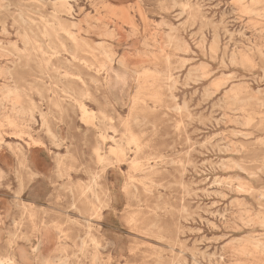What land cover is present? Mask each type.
Masks as SVG:
<instances>
[{
  "label": "rangeland",
  "instance_id": "374dc122",
  "mask_svg": "<svg viewBox=\"0 0 264 264\" xmlns=\"http://www.w3.org/2000/svg\"><path fill=\"white\" fill-rule=\"evenodd\" d=\"M62 1L0 0V257L264 264V0ZM59 23L109 51L108 91ZM63 88L89 90L87 115ZM103 133V152L123 140L120 164L98 161ZM95 175L112 198L90 216Z\"/></svg>",
  "mask_w": 264,
  "mask_h": 264
},
{
  "label": "bare ground",
  "instance_id": "6f19581e",
  "mask_svg": "<svg viewBox=\"0 0 264 264\" xmlns=\"http://www.w3.org/2000/svg\"><path fill=\"white\" fill-rule=\"evenodd\" d=\"M204 2V1H203ZM178 3V2H177ZM181 6V3L179 4ZM241 5V4H240ZM61 6L66 8L68 11H70V4H69V1L68 0H64L62 1L61 3ZM184 6H187L186 4ZM242 6V5H241ZM233 6H231L232 8ZM241 9V8H240ZM128 10V9H127ZM226 10V9H225ZM224 10V11H225ZM185 11V9H184ZM183 11V12H184ZM223 11V13H224ZM235 11V10H234ZM140 12V11H139ZM182 12V11H181ZM232 12V11H231ZM256 12V11H255ZM142 13V12H141ZM243 14V13H242ZM255 14V13H253ZM258 14V13H257ZM184 15V14H183ZM230 15V13H229ZM232 15V14H231ZM247 15V14H246ZM112 16V15H111ZM261 17V16H260ZM142 19V18H141ZM223 19V18H222ZM250 21V20H249ZM253 21V20H252ZM248 23V22H247ZM130 24H132V21L130 22ZM227 24V23H226ZM233 24V23H232ZM259 24V23H258ZM75 25V24H73ZM255 25V24H254ZM144 26V25H143ZM227 28V27H226ZM241 28V26H240ZM2 29V28H1ZM52 29L57 33L59 30H63L67 35L68 37L71 39V41L73 42V45H74V48H75V51L72 53V56L74 59H77L79 58V55L77 54L79 50L81 51H84V52H87L91 55L92 57V61H89L88 59H82V60H85L84 63L89 67L91 66H94L98 72H99V76L101 73L102 74V77H97V78H94V81L96 83V89L97 91H102L103 89L107 90L109 88V84H110V79H111V70H112V67L114 66L113 64V59L109 53V51L104 47V45L100 44L97 48L95 47H90V46H86L84 43H81V41L79 40V38L77 37V35H75V33L69 28V25H66V24H63V23H59L58 27L54 26L52 27ZM228 29V28H227ZM226 29V30H227ZM236 29V28H234ZM3 31V30H2ZM228 31V30H227ZM259 31V30H258ZM244 32V31H243ZM43 33L47 36L50 35V31L46 28ZM228 33H231L228 31ZM233 33V32H232ZM239 33V32H238ZM242 33V32H240ZM252 36V35H251ZM24 37V36H23ZM214 37V36H213ZM218 37V36H217ZM233 37V36H232ZM216 38V37H215ZM255 38V37H254ZM231 39V38H229ZM216 39H214L215 41ZM255 45V44H254ZM63 48H65V44L64 42H61V45ZM249 46V45H248ZM61 47V48H62ZM257 47V46H256ZM261 47V46H260ZM35 49L39 50L40 52L44 53V54H47L49 53L48 50L44 49L41 45H38V47H34ZM50 49L52 50L51 53L52 54H58L59 53V50L58 48H54V47H51L50 46ZM5 50V49H4ZM99 51V52H97ZM259 51V50H258ZM262 51V50H261ZM263 52V51H262ZM9 53V52H8ZM227 54V53H226ZM113 55V54H112ZM235 55V53H234ZM233 53L231 56H234ZM223 60V59H222ZM241 61V60H240ZM252 61V60H251ZM121 62V61H120ZM235 62V61H234ZM243 63V61H242ZM252 64H254L252 62ZM251 65V64H250ZM254 66V65H252ZM121 67V66H120ZM124 67V66H123ZM245 67V66H244ZM124 69V68H123ZM170 74V73H169ZM104 75V76H103ZM133 77V76H132ZM173 78V77H172ZM10 80V79H9ZM135 80V78H134ZM193 81V80H192ZM221 81V79H220ZM177 83V82H176ZM175 84V83H174ZM239 86V85H238ZM258 90V89H257ZM260 90V88H259ZM108 91V90H107ZM210 91V90H209ZM208 91V92H209ZM247 91V90H246ZM12 92H16V91H9V93L7 94L8 97L12 96ZM227 92V91H225ZM259 92V91H258ZM232 93V92H231ZM209 94V93H208ZM211 95V94H210ZM91 96L89 90L86 88V89H82L81 92L77 93L76 90H73L72 88H63L62 89V95L59 99V101H61V99L63 98L64 100H69L73 103H76L78 104V106L81 108L82 112H83V115L88 113V110L86 109V105L83 103V100L84 99H87ZM206 97V96H205ZM208 97V96H207ZM211 97V96H210ZM141 96L139 95V93L135 94L134 97H133V101H134V105H136V103L140 100ZM176 98V97H175ZM62 99V100H63ZM227 100V99H226ZM13 101V100H12ZM58 100L54 102V104L56 105H59ZM184 102V101H183ZM220 102V101H219ZM130 103V102H129ZM186 105V104H185ZM176 107V106H175ZM229 107V105H228ZM178 110V109H177ZM26 112V111H25ZM31 112V117H33V112ZM189 112V111H188ZM82 115V117H83ZM85 115V116H86ZM259 116V115H258ZM191 117V116H190ZM41 118H42V121H43V124H47V118H46V115L41 113ZM89 118V117H88ZM216 119V118H214ZM219 119V118H218ZM234 119V118H233ZM232 119V120H233ZM252 119V118H251ZM84 120V119H83ZM225 120V119H224ZM236 121V120H235ZM219 122V120H218ZM11 125V124H10ZM249 125V124H248ZM110 128H114L113 126H110ZM49 130V128H48ZM50 132V130H49ZM238 133V132H237ZM102 137V140L100 143H98V146L97 148L94 150L95 153H96V156L98 158V161L101 162V163H104L106 165H112V164H120L124 158L127 156V151H126V146L123 142V140H117L115 139V137H112L111 136V139L113 140L114 144L110 146V148L108 149L107 152H103V145L106 143V139L108 138L107 134L103 133L102 135H100ZM128 141H131V142H135L136 139L130 135L128 138H127ZM40 142V141H39ZM37 144V143H36ZM217 144V143H216ZM219 144V143H218ZM235 144V143H233ZM30 146V145H28ZM139 146V145H137ZM219 146V145H218ZM221 146V145H220ZM227 147V146H226ZM230 148V147H229ZM62 161V159L59 160L58 164H60V162ZM113 166V165H112ZM225 166V165H223ZM111 167V166H110ZM226 167V166H225ZM129 168V167H128ZM229 168V167H228ZM226 167V170L228 169ZM240 169V168H239ZM120 170V169H119ZM118 172V171H117ZM106 176V175H105ZM123 176V175H122ZM97 177L98 176H94L92 178V182L90 183V185L87 186V188H84L80 191V196L83 197L82 200H81V205H84V211H89V214L90 216H99L100 212H101V209L103 208H107L110 206V199L112 197H110V194H108L107 192L104 193V197H105V200H103L101 198V192H99L98 190V183H97ZM110 187V186H109ZM231 187V186H230ZM237 187V186H236ZM71 189V188H70ZM72 191V189H71ZM70 191V192H71ZM104 192V191H103ZM17 194V193H16ZM263 197V196H262ZM264 198V197H263ZM114 202V201H113ZM18 204V203H17ZM243 204V203H242ZM19 205V204H18ZM72 207H74L72 205ZM75 208H77V206H75ZM81 210H83L81 208ZM108 210V209H107ZM248 210V209H247ZM79 211V210H78ZM244 211V210H242ZM249 211V210H248ZM247 212V211H246ZM116 213V212H115ZM243 213V212H242ZM245 213V212H244ZM224 214V213H222ZM221 215V214H220ZM249 215V214H248ZM22 216V215H21ZM258 216V215H257ZM104 217V216H103ZM250 217V215H249ZM84 218V217H83ZM224 218V217H223ZM256 218V216H255ZM20 219V218H19ZM242 219V218H241ZM242 222V220H241ZM245 222V221H243ZM251 222V221H250ZM250 222H247V224H249ZM253 222V221H252ZM257 222V221H256ZM262 225V224H261ZM260 225V226H261ZM123 226V225H122ZM1 227V226H0ZM14 229H15V226L13 225ZM61 232V231H60ZM128 233V232H127ZM40 235V234H39ZM88 236V235H86ZM85 237V236H84ZM62 238V236H60V239ZM80 238V236H79ZM28 239V238H27ZM38 239V238H36ZM84 239V238H82ZM31 241V240H29ZM84 241V240H83ZM81 241V242H83ZM86 241V240H85ZM93 241H95V239H93ZM252 241V240H251ZM5 242V241H4ZM39 243V240L37 241ZM256 242V241H255ZM258 242V241H257ZM259 243V242H258ZM32 244V243H31ZM40 244V243H39ZM261 244V243H259ZM10 245V244H9ZM84 245V244H83ZM97 246V242L95 244ZM234 245V244H232ZM252 245V244H251ZM12 246V245H11ZM37 246V245H36ZM40 246H38L39 248ZM104 247V246H103ZM83 248V246H82ZM198 248V247H197ZM239 248V247H238ZM128 250V249H127ZM247 250V249H246ZM257 250V249H255ZM83 251V250H81ZM203 251V250H202ZM224 251V250H223ZM238 251V250H237ZM258 251V250H257ZM251 252V251H250ZM263 252V251H262ZM208 254V252H206ZM205 253V254H206ZM215 253V251H214ZM242 253V251H241ZM204 254V255H205ZM62 255V254H61ZM86 255V254H85ZM212 255V253H211ZM220 255V254H219ZM202 256H203V253H202ZM67 257V256H66ZM97 257V256H96ZM222 257V256H221ZM247 257V256H246ZM15 258V257H14ZM61 257H59L60 259ZM210 258V256H209ZM256 258V257H255ZM44 259V258H43ZM254 259V258H253ZM46 260V258L44 259ZM43 260V261H44ZM66 260V258H65ZM64 260V262H65ZM210 260V259H209ZM96 261H98L96 259ZM14 262V261H13ZM59 262V261H58ZM212 263V261H211ZM0 264H7V261L6 259L0 257ZM66 264V263H65ZM68 264V263H67ZM160 264V263H159ZM235 264V263H234Z\"/></svg>",
  "mask_w": 264,
  "mask_h": 264
}]
</instances>
